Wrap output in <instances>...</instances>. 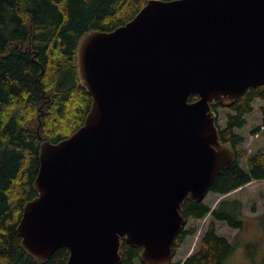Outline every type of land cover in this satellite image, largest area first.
Returning a JSON list of instances; mask_svg holds the SVG:
<instances>
[{
	"label": "water",
	"instance_id": "obj_1",
	"mask_svg": "<svg viewBox=\"0 0 264 264\" xmlns=\"http://www.w3.org/2000/svg\"><path fill=\"white\" fill-rule=\"evenodd\" d=\"M76 73L91 97L82 126L43 140L16 232L32 258L169 264L186 221L234 162L212 105L264 85V0H148L126 24L80 37ZM196 96L195 101H189Z\"/></svg>",
	"mask_w": 264,
	"mask_h": 264
},
{
	"label": "trees",
	"instance_id": "obj_2",
	"mask_svg": "<svg viewBox=\"0 0 264 264\" xmlns=\"http://www.w3.org/2000/svg\"><path fill=\"white\" fill-rule=\"evenodd\" d=\"M148 0H0V264H66L69 251L62 247L39 262L21 247L16 232L23 206L36 197L33 182L39 169V148L43 140L55 144L70 137L83 124L91 97L78 80L76 46L89 31L110 32L130 21ZM170 1V0H162ZM196 96L189 101H195ZM264 103V85L248 88L227 106L225 126L218 127L222 142L229 143L234 162L215 178L208 193L225 196L252 181H264V149L238 162L236 148L244 138L235 131L246 125L253 102ZM264 128V104L260 108ZM241 202L223 198L211 210L204 202L185 199L181 214L186 223L210 214L211 221L198 250L182 263L223 264L231 243L216 233V222L241 230L245 218ZM195 229H181L173 245V256ZM120 264L140 261V248L123 240Z\"/></svg>",
	"mask_w": 264,
	"mask_h": 264
},
{
	"label": "rangeland",
	"instance_id": "obj_3",
	"mask_svg": "<svg viewBox=\"0 0 264 264\" xmlns=\"http://www.w3.org/2000/svg\"><path fill=\"white\" fill-rule=\"evenodd\" d=\"M263 104L261 100H255L252 113L245 117L246 125L236 130V133L244 138V142L236 148L238 162L242 168L246 167L247 158L251 154L264 149V129L256 135L252 134L261 124L259 110ZM227 115L228 111L225 109L221 107L217 109L215 118L217 127L225 126ZM224 197L241 202V213L245 221L241 230H233L224 223L216 222L217 234L232 245V250L223 264H264V181L250 182L226 196L208 193L203 202L213 210ZM210 221L211 217L208 214L202 220H189L186 223L185 230L195 229L196 234L187 237L176 250L173 263H181L188 255L198 250L199 241ZM135 264L139 262L136 261Z\"/></svg>",
	"mask_w": 264,
	"mask_h": 264
}]
</instances>
